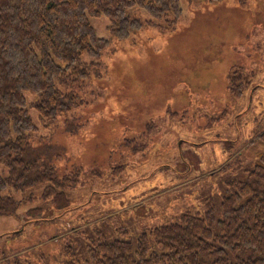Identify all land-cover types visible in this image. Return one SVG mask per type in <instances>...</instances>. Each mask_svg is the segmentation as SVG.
I'll use <instances>...</instances> for the list:
<instances>
[{"label": "rangeland", "instance_id": "374dc122", "mask_svg": "<svg viewBox=\"0 0 264 264\" xmlns=\"http://www.w3.org/2000/svg\"><path fill=\"white\" fill-rule=\"evenodd\" d=\"M180 2L174 28L132 7L145 25L123 39L105 15L89 17L110 43L80 90L84 104L49 129L28 107L39 126L31 141L50 143L58 173L76 177L64 189L69 205L44 197L45 183L7 190L20 202L0 215V264H64L67 246L86 264L90 243H136L183 212L203 215L211 198L222 217L230 182L245 180L264 152V0ZM234 75L245 82L241 96Z\"/></svg>", "mask_w": 264, "mask_h": 264}, {"label": "trees", "instance_id": "16d2710c", "mask_svg": "<svg viewBox=\"0 0 264 264\" xmlns=\"http://www.w3.org/2000/svg\"><path fill=\"white\" fill-rule=\"evenodd\" d=\"M245 2V0H242ZM146 10L174 28L183 15L180 0H0V215L15 213L20 200L7 190L24 191L45 183L43 196L59 208L69 205L65 188L76 177L60 175L49 161L53 146L31 137L84 104L80 90L93 71L100 72L102 50L110 39L99 37L89 17L105 15L113 37L123 39L145 23L130 14ZM90 56L89 61L83 60ZM245 82L232 78L231 91L241 96ZM34 96L28 102L26 96ZM264 143V132L259 136ZM218 218L214 199L203 215L181 213L173 222L143 231L136 243L100 239L87 248L86 264H264V152L245 180L230 182ZM41 207L30 214H40ZM77 264L76 252L67 246Z\"/></svg>", "mask_w": 264, "mask_h": 264}]
</instances>
